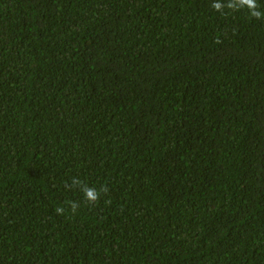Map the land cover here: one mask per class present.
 <instances>
[{
  "label": "trees",
  "instance_id": "trees-1",
  "mask_svg": "<svg viewBox=\"0 0 264 264\" xmlns=\"http://www.w3.org/2000/svg\"><path fill=\"white\" fill-rule=\"evenodd\" d=\"M213 2L0 0V264H264V19Z\"/></svg>",
  "mask_w": 264,
  "mask_h": 264
},
{
  "label": "clouds",
  "instance_id": "clouds-1",
  "mask_svg": "<svg viewBox=\"0 0 264 264\" xmlns=\"http://www.w3.org/2000/svg\"><path fill=\"white\" fill-rule=\"evenodd\" d=\"M211 7L221 14H225V8L233 11L247 9L250 17L255 19H264V12L258 10L260 5L257 3V0H227V3H223L221 0H214ZM216 42L221 43L222 41L218 38ZM65 187H70L72 190H78L82 192L88 205L97 204L100 201L101 196L107 194L109 191L106 186H101L99 189L94 186H89L78 177H73L71 180V185L65 184ZM69 206L71 207L72 212L75 213L79 207V204L77 202H69ZM64 211L65 209L63 207L56 208L57 214L62 215Z\"/></svg>",
  "mask_w": 264,
  "mask_h": 264
}]
</instances>
